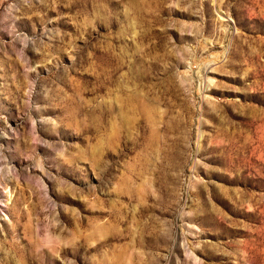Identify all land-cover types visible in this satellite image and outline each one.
Instances as JSON below:
<instances>
[{"label": "rangeland", "instance_id": "374dc122", "mask_svg": "<svg viewBox=\"0 0 264 264\" xmlns=\"http://www.w3.org/2000/svg\"><path fill=\"white\" fill-rule=\"evenodd\" d=\"M0 264H264V0H0Z\"/></svg>", "mask_w": 264, "mask_h": 264}]
</instances>
